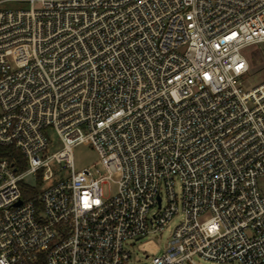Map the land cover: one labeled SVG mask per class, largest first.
Segmentation results:
<instances>
[{
    "label": "built area",
    "instance_id": "built-area-1",
    "mask_svg": "<svg viewBox=\"0 0 264 264\" xmlns=\"http://www.w3.org/2000/svg\"><path fill=\"white\" fill-rule=\"evenodd\" d=\"M261 43L264 0H0V264H127L179 213L152 264H264Z\"/></svg>",
    "mask_w": 264,
    "mask_h": 264
},
{
    "label": "rangeland",
    "instance_id": "rangeland-1",
    "mask_svg": "<svg viewBox=\"0 0 264 264\" xmlns=\"http://www.w3.org/2000/svg\"><path fill=\"white\" fill-rule=\"evenodd\" d=\"M245 54L249 59L250 70L244 77V83L245 86L253 88L264 81V43L248 47L245 50ZM51 135L52 138L57 141V136L54 133H51ZM73 154L76 171H80L86 167H92L95 164L98 165V167H101V164L99 163L100 156L92 147L90 141H85L74 146ZM24 162L27 166L25 159ZM50 167L56 176L47 184H44V187L55 183L61 177L63 178L70 175V171L66 168L65 162L59 164L52 161L50 163ZM93 171H95V168H93ZM26 181L32 185H37L40 189L43 187L39 186V184L32 177H28ZM104 189L106 196H108L109 194H113L115 192L116 186L114 184H110V186L105 184ZM176 190L177 192H180V186L178 184L176 185ZM209 216V214H206L204 218H208ZM181 220L182 217L179 213L172 219L170 226L166 227L163 232L143 237L136 240L135 243H133L134 241H129L126 245V249L130 251L131 258L127 264H152L151 261L153 257L159 256L163 253L173 228L181 222ZM194 261L196 264H241L239 262L217 263L213 260H208L200 256H195Z\"/></svg>",
    "mask_w": 264,
    "mask_h": 264
},
{
    "label": "trees",
    "instance_id": "trees-1",
    "mask_svg": "<svg viewBox=\"0 0 264 264\" xmlns=\"http://www.w3.org/2000/svg\"><path fill=\"white\" fill-rule=\"evenodd\" d=\"M1 156L7 157L10 160V162L14 163V165L17 167L19 171L24 170L26 167L23 155L11 146H0V157ZM37 183L39 184V186L43 184L41 174L38 177ZM22 189H23V198L25 200L37 197V194L39 192L37 187H33L25 183H23ZM36 264H45L43 254L39 256V259Z\"/></svg>",
    "mask_w": 264,
    "mask_h": 264
},
{
    "label": "water",
    "instance_id": "water-1",
    "mask_svg": "<svg viewBox=\"0 0 264 264\" xmlns=\"http://www.w3.org/2000/svg\"><path fill=\"white\" fill-rule=\"evenodd\" d=\"M21 203V202H20Z\"/></svg>",
    "mask_w": 264,
    "mask_h": 264
}]
</instances>
